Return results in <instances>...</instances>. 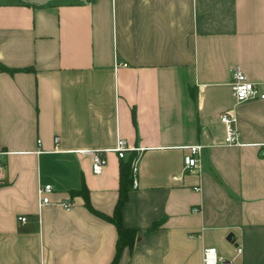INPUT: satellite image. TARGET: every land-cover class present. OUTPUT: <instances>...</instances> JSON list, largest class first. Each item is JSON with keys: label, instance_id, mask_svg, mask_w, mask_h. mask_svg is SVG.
<instances>
[{"label": "crops", "instance_id": "1", "mask_svg": "<svg viewBox=\"0 0 264 264\" xmlns=\"http://www.w3.org/2000/svg\"><path fill=\"white\" fill-rule=\"evenodd\" d=\"M234 67L264 82V0H0V264H111L116 227L78 192L112 216L132 154L121 220L136 236L117 264H202L208 245L264 264V99L236 103ZM198 143L202 169L184 171ZM103 149L96 174L78 150Z\"/></svg>", "mask_w": 264, "mask_h": 264}, {"label": "built area", "instance_id": "2", "mask_svg": "<svg viewBox=\"0 0 264 264\" xmlns=\"http://www.w3.org/2000/svg\"><path fill=\"white\" fill-rule=\"evenodd\" d=\"M232 82L230 83L231 92L234 96L236 103L246 102L247 100H261L264 99V82L258 83L254 82L245 75V73L239 68L234 67L231 73ZM220 121L225 125V138L224 144L225 145H236L238 144V132L235 127V116L232 115L230 112L224 111L220 114L219 117ZM53 142L55 145L58 143V137L55 136L53 138ZM205 146L201 143L198 144H190L186 146V153L183 156V167L184 171L191 172L193 170L200 171L202 169L201 166V154L202 150ZM130 148L127 146V143L124 139L118 137L116 146L112 149L120 158L125 156V152ZM135 149V148H132ZM130 149V150H132ZM80 153L88 154L91 156V170L94 173L100 174L103 170L105 165L107 164L106 155L103 154V151L99 150H78ZM6 154V151L0 150V184H2V169L4 168V158L3 156ZM131 169V183L132 188L138 186L137 183V157H133L130 163ZM193 190H199V184H194L192 186ZM52 191V186L50 184L40 185L37 191L38 195V207L41 208L50 204L52 201L49 199L48 194ZM62 205L66 210H69L71 205L69 201H61L59 203ZM17 221L20 223H24L27 221L26 216H18ZM236 252L242 253V248L237 245ZM202 264H233L232 260L221 256L216 247L208 245L202 249Z\"/></svg>", "mask_w": 264, "mask_h": 264}, {"label": "trees", "instance_id": "3", "mask_svg": "<svg viewBox=\"0 0 264 264\" xmlns=\"http://www.w3.org/2000/svg\"><path fill=\"white\" fill-rule=\"evenodd\" d=\"M134 154H132L129 159L127 160H121L119 163V192H118V201L115 205L113 215L107 216V215H101L100 213H97L90 205L89 199H88V191L86 189H81L78 193L82 195L86 207L88 210L98 216H100L103 219H107L108 221L112 222L113 225L116 227L117 230V240H116V248H115V254L114 259L111 264H117V261L119 259V255L121 251L124 248L132 249L134 243H135V236H136V230L127 228L122 224L121 220V208L124 202L127 200V192L129 189L132 188L131 183V169H130V163L133 159ZM152 228L157 227V223H153Z\"/></svg>", "mask_w": 264, "mask_h": 264}, {"label": "water", "instance_id": "4", "mask_svg": "<svg viewBox=\"0 0 264 264\" xmlns=\"http://www.w3.org/2000/svg\"><path fill=\"white\" fill-rule=\"evenodd\" d=\"M230 240V238H228Z\"/></svg>", "mask_w": 264, "mask_h": 264}]
</instances>
